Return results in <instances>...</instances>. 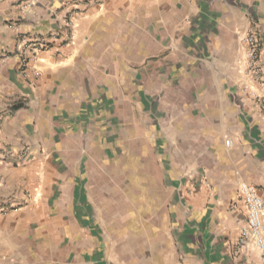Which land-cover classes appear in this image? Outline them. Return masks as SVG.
<instances>
[{"label": "crops", "instance_id": "obj_1", "mask_svg": "<svg viewBox=\"0 0 264 264\" xmlns=\"http://www.w3.org/2000/svg\"><path fill=\"white\" fill-rule=\"evenodd\" d=\"M66 11L76 19L73 41H51L24 72L12 49L58 28ZM249 25L264 74V0H0V264L103 263L89 254L87 205L75 203L73 189L65 201L54 196L50 160L64 155L67 136L99 125L89 114L90 105L99 110L91 84L98 95L107 67L136 62L143 47L141 58L184 65L202 85L194 102L166 107L192 169L174 186L170 226L151 235L143 264H264L251 243L235 247L247 225L239 182L264 198V107L245 88H256L244 74ZM43 159L50 184L36 176Z\"/></svg>", "mask_w": 264, "mask_h": 264}, {"label": "rangeland", "instance_id": "obj_2", "mask_svg": "<svg viewBox=\"0 0 264 264\" xmlns=\"http://www.w3.org/2000/svg\"><path fill=\"white\" fill-rule=\"evenodd\" d=\"M147 52L143 47L136 62L124 59L107 67L98 95L91 84L90 100L99 110L89 104V114L91 121L100 118L99 125L82 128V138L67 136L66 142L77 141L74 152L65 142L64 155L50 160L56 199L65 201L73 189L75 203L87 205L81 219L89 233V254L104 258L102 264L145 262L151 235L159 238L170 226L174 186L183 181V171L192 169L193 161L179 156L185 143L178 136L179 122L166 117V107L194 102L193 89L202 85L184 65L178 69L157 62L159 56L141 58ZM40 162L36 176L50 184L48 160Z\"/></svg>", "mask_w": 264, "mask_h": 264}, {"label": "built area", "instance_id": "obj_3", "mask_svg": "<svg viewBox=\"0 0 264 264\" xmlns=\"http://www.w3.org/2000/svg\"><path fill=\"white\" fill-rule=\"evenodd\" d=\"M75 20V15L71 11H66L60 16L61 24L55 30L44 35L23 37L12 49L13 54L21 60L23 70L29 66L31 57L36 55L40 49L47 48L51 41L61 40L63 44H70L74 38ZM244 43V74L256 87L252 89L245 85V88H249L253 98L264 107V74L259 66V38L253 25H249L245 30ZM226 143L229 142L226 141ZM24 149L28 151L29 147ZM238 194L246 207L247 225L237 238L236 250L251 243L264 258V198L255 186L245 181L239 182Z\"/></svg>", "mask_w": 264, "mask_h": 264}]
</instances>
